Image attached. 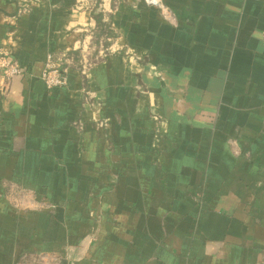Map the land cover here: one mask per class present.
Wrapping results in <instances>:
<instances>
[{
  "label": "crops",
  "instance_id": "0c3cea01",
  "mask_svg": "<svg viewBox=\"0 0 264 264\" xmlns=\"http://www.w3.org/2000/svg\"><path fill=\"white\" fill-rule=\"evenodd\" d=\"M3 54L0 264H264V0H0Z\"/></svg>",
  "mask_w": 264,
  "mask_h": 264
},
{
  "label": "built area",
  "instance_id": "2783aa9c",
  "mask_svg": "<svg viewBox=\"0 0 264 264\" xmlns=\"http://www.w3.org/2000/svg\"><path fill=\"white\" fill-rule=\"evenodd\" d=\"M65 59H54L48 56L46 60L45 69L42 73V80L47 90L61 88L67 82V67H65ZM24 70L15 61L9 60L6 54L0 57V73L5 82H9L12 78L21 76ZM81 73L85 75V67H82Z\"/></svg>",
  "mask_w": 264,
  "mask_h": 264
},
{
  "label": "trees",
  "instance_id": "16d2710c",
  "mask_svg": "<svg viewBox=\"0 0 264 264\" xmlns=\"http://www.w3.org/2000/svg\"><path fill=\"white\" fill-rule=\"evenodd\" d=\"M65 67H67V66L65 65Z\"/></svg>",
  "mask_w": 264,
  "mask_h": 264
}]
</instances>
